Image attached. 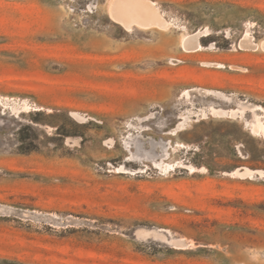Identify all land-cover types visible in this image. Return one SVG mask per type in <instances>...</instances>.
<instances>
[{
    "label": "rangeland",
    "instance_id": "1",
    "mask_svg": "<svg viewBox=\"0 0 264 264\" xmlns=\"http://www.w3.org/2000/svg\"><path fill=\"white\" fill-rule=\"evenodd\" d=\"M263 116L264 0H0V264H264Z\"/></svg>",
    "mask_w": 264,
    "mask_h": 264
},
{
    "label": "bare ground",
    "instance_id": "2",
    "mask_svg": "<svg viewBox=\"0 0 264 264\" xmlns=\"http://www.w3.org/2000/svg\"><path fill=\"white\" fill-rule=\"evenodd\" d=\"M144 1V0H143ZM119 5V4H118ZM155 4L154 3H152V6H154ZM125 8V7H124ZM129 8H130V6H129ZM131 9V8H130ZM116 11H117V9H116ZM126 11H128L127 9H126ZM126 11H124V12H126ZM132 11V10H131ZM115 12V11H114ZM124 12H123V14H124ZM128 14H129V11L127 12ZM130 13H132V12H130ZM128 14H126V15H128ZM125 15V14H124ZM117 16V15H116ZM116 16H114V18L113 19H115V17ZM120 16V15H119ZM117 18H118V16H117ZM119 20L121 19V17L120 18H118ZM123 19V18H122ZM116 20V19H115ZM125 20V19H124ZM124 20L122 21L123 23H124ZM126 21V20H125ZM130 21V19L128 20L127 19V22H129ZM117 22H118V20H117ZM121 22V23H122ZM120 23V22H119ZM135 23H136V21H135ZM124 26L126 27V29H132V25H131V23L129 22V23H124ZM201 33H195L194 35H192V36H190V37H188V38H186V40H185V45H186V43L189 41V40H194L196 43H197V45H196V48L198 49V48H202V46H201V44H200V42H199V38H200V35ZM249 37V35H246V37H245V39H244V41H247V38ZM189 43H190V41H189ZM183 45H184V43H183ZM188 46V45H187ZM185 47V49H188V47ZM191 48H192V46H191ZM193 50H195V49H193ZM186 51V50H185ZM213 112H214V114L216 115V114H218V115H226V114H238L239 113V111H237V110H231V111H225V110H218V109H215V108H212L211 109ZM244 110H246V109H244L243 108V111ZM243 111H241L240 110V113H242ZM188 122V119H185V121L183 122V123H181V126H185V124ZM253 133H256V134H261V136L262 137H264V116L261 118V117H259L258 118V120H257V122L255 123V125H254V128H253ZM171 134V133H170ZM173 135H176V132H174L173 131ZM191 170H192V172L193 173H195L196 172V170L193 168V166H190L189 167ZM121 170H125V168L123 167V168H121ZM237 173L239 174V175H244L245 173H241V172H239V171H237ZM235 176V175H234ZM242 177V176H241ZM176 240V239H175ZM176 244L177 245H179V246H183L184 244H183V241L182 240H178V241H176Z\"/></svg>",
    "mask_w": 264,
    "mask_h": 264
},
{
    "label": "trees",
    "instance_id": "3",
    "mask_svg": "<svg viewBox=\"0 0 264 264\" xmlns=\"http://www.w3.org/2000/svg\"><path fill=\"white\" fill-rule=\"evenodd\" d=\"M34 121L38 122L39 120L34 119ZM25 129H33V127L29 126ZM25 129L20 128L17 135L18 145L16 148L21 154H27L38 149V146L35 143V139H29L28 137L23 135V131ZM58 131H60V128H58ZM59 134L62 135L61 133Z\"/></svg>",
    "mask_w": 264,
    "mask_h": 264
},
{
    "label": "water",
    "instance_id": "4",
    "mask_svg": "<svg viewBox=\"0 0 264 264\" xmlns=\"http://www.w3.org/2000/svg\"><path fill=\"white\" fill-rule=\"evenodd\" d=\"M128 18H132V17H128ZM141 23H143V24H149V22H148V20L146 18H143L142 21H141ZM116 24L119 25V23H116Z\"/></svg>",
    "mask_w": 264,
    "mask_h": 264
},
{
    "label": "built area",
    "instance_id": "5",
    "mask_svg": "<svg viewBox=\"0 0 264 264\" xmlns=\"http://www.w3.org/2000/svg\"><path fill=\"white\" fill-rule=\"evenodd\" d=\"M225 68H226V66H225Z\"/></svg>",
    "mask_w": 264,
    "mask_h": 264
}]
</instances>
